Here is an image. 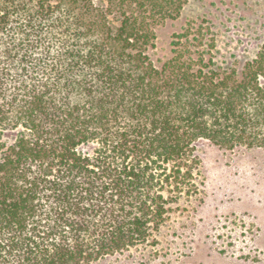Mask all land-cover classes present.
<instances>
[{
	"label": "trees",
	"instance_id": "16d2710c",
	"mask_svg": "<svg viewBox=\"0 0 264 264\" xmlns=\"http://www.w3.org/2000/svg\"><path fill=\"white\" fill-rule=\"evenodd\" d=\"M188 0H0V264H91L195 194L202 141L264 151V44L222 67Z\"/></svg>",
	"mask_w": 264,
	"mask_h": 264
},
{
	"label": "rangeland",
	"instance_id": "374dc122",
	"mask_svg": "<svg viewBox=\"0 0 264 264\" xmlns=\"http://www.w3.org/2000/svg\"><path fill=\"white\" fill-rule=\"evenodd\" d=\"M194 21L211 29L222 67L255 59L264 44V0H188L159 27L154 60L171 58L173 36ZM196 155V193L169 206L147 243L91 264H264V151L202 141Z\"/></svg>",
	"mask_w": 264,
	"mask_h": 264
}]
</instances>
